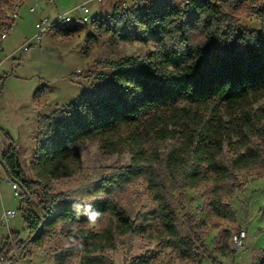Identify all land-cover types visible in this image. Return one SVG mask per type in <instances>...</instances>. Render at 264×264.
I'll return each mask as SVG.
<instances>
[{
	"label": "trees",
	"instance_id": "16d2710c",
	"mask_svg": "<svg viewBox=\"0 0 264 264\" xmlns=\"http://www.w3.org/2000/svg\"><path fill=\"white\" fill-rule=\"evenodd\" d=\"M259 1L162 0L154 5L132 0L122 12L116 6L100 33L129 44L153 43L154 51L146 58L98 63L107 72L96 77L98 88L39 118L34 180L25 179L8 138L0 165L21 191L30 235L42 246V235L61 225L73 243L49 254L54 264H114L111 253L123 246L129 256L137 237L191 260L204 243L188 218L191 235L185 234L183 192L208 184L213 215L235 221L227 199L243 188L241 174L264 172V105L251 110L264 96V4ZM248 3L260 20L259 31L239 26ZM11 6L10 0H0V31ZM58 32L67 36L71 29ZM210 104V117L197 110ZM7 136L0 128V137ZM86 142L112 155L128 153L129 165L84 174L79 148ZM226 143L234 147L232 157L224 151ZM78 176L70 191L49 189L52 181ZM140 179L155 211H137L113 199ZM88 225L99 228H84ZM14 240L11 235L1 249V264L14 262ZM26 244L16 242L17 255ZM151 263L149 257L130 261Z\"/></svg>",
	"mask_w": 264,
	"mask_h": 264
},
{
	"label": "rangeland",
	"instance_id": "374dc122",
	"mask_svg": "<svg viewBox=\"0 0 264 264\" xmlns=\"http://www.w3.org/2000/svg\"><path fill=\"white\" fill-rule=\"evenodd\" d=\"M11 8L6 9V17L1 27L10 20L16 6L20 10V18L15 20L8 39L4 42V51L0 54V128L7 133V138L0 137V153L9 148L12 141L14 151L23 170L25 179L34 180L31 164L35 161L37 150L38 123L41 116H49L59 107L67 105L87 92L99 87L96 77L102 71L101 64L124 57L146 58L155 49V44H129L112 35L100 33L99 26L113 13L121 0L91 1L88 8L97 16L98 23H76L68 28L67 36L60 35L58 29L49 31L43 41L33 46L28 52L20 53L18 49L33 34L34 24L45 15L55 11H66L73 3L84 0H59L56 9L49 6L45 11L31 13L29 7L32 0H10ZM129 5L132 0H125ZM151 4H159L162 0H147ZM219 2V0H217ZM264 4V0L259 1ZM42 5H49L39 3ZM253 5L245 4L238 16L239 26L249 31L260 30V20L252 12ZM77 21L82 13L79 10L71 13ZM66 28V27H65ZM61 28V29H65ZM38 92L40 94L37 98ZM254 101V98L251 99ZM213 105L199 107L197 110L211 116ZM264 105V96L260 95L253 103L251 110L256 112ZM183 106V105H182ZM225 124L229 118H224ZM236 141V140H234ZM232 145L225 144L224 151L228 157L233 156ZM79 152L83 162V173L93 169H113L127 166L130 162L128 153L123 156L112 155L101 151L95 143L86 142ZM80 176L70 180L52 181L49 189L54 193L72 190ZM243 188L233 197L227 199L235 213V221L217 218L210 210L212 186H203L199 190L183 192V206L180 207L181 219L186 235H191L188 219L203 240L191 260H184L171 249H160L155 244L149 245L143 238L133 241L131 254L120 246L118 251L111 253L114 264H130L132 259L149 257L151 264H264V172L248 175L241 174ZM12 182L0 165V219L7 210L16 211L14 221L5 226L0 224V251L7 244L10 236L17 241L27 242L22 255L14 254L12 264H54L49 254L62 250L73 243L63 234L61 225H56L45 232L42 246L36 243L27 230L24 222L26 207L23 197L15 198ZM122 205L137 211H155L156 204L151 199L148 186L143 179L126 187L113 198ZM188 218V219H187ZM242 227H247L249 241L242 248L231 243L233 235ZM72 227L71 229H74ZM86 229L97 230L99 225H88ZM14 234L17 237H14ZM40 237V236H39ZM11 242V243H12ZM40 243V242H39ZM200 246V245H199ZM15 247V246H14ZM42 250V252H40Z\"/></svg>",
	"mask_w": 264,
	"mask_h": 264
},
{
	"label": "built area",
	"instance_id": "2783aa9c",
	"mask_svg": "<svg viewBox=\"0 0 264 264\" xmlns=\"http://www.w3.org/2000/svg\"><path fill=\"white\" fill-rule=\"evenodd\" d=\"M33 4L29 7V11L31 13H37L39 8V3L43 4H49V5H56L59 0H32ZM91 1L101 2V0H89L84 3H80L78 6L74 7L73 9L67 10V11H57L55 15L53 16H42L40 17L37 22L34 24V33L31 34L29 37L26 38V40L23 42V44L18 49V52L20 53H26L28 52L33 46L39 45L45 35L54 29H61L65 27H69L76 23L86 24V23H95L97 21V16L91 14L88 3ZM134 1V0H133ZM135 1H142L145 2L146 0H135ZM118 9L119 11H125L128 10L130 5L125 0H121L118 3ZM79 10L82 13V16L79 20L74 21L72 19L71 13L73 11ZM20 18V10L19 7L16 6L13 10V14L10 17V20L5 23L2 27V30L0 31V54L3 52V44L8 39L9 33L13 28V23L15 20ZM12 189L15 198L20 197V191L18 190L17 184H12ZM263 194H264V188H263ZM17 213L13 210H7L3 213L0 224L2 225H9L10 222L14 221L16 218ZM249 241V235L247 227H242L239 229L232 237L231 243L235 247L242 248L245 244V242ZM11 246L14 248V243H11ZM4 260V256L0 252V264Z\"/></svg>",
	"mask_w": 264,
	"mask_h": 264
},
{
	"label": "crops",
	"instance_id": "0c3cea01",
	"mask_svg": "<svg viewBox=\"0 0 264 264\" xmlns=\"http://www.w3.org/2000/svg\"><path fill=\"white\" fill-rule=\"evenodd\" d=\"M87 1H89V0H84V1H82V2H80V3H84V2H87ZM80 3H73L74 5H73V7L72 8H70V9H73L74 7H76V6H78ZM49 6H51V7H54L55 9H56V6H57V4L56 5H42V9L40 8V10L39 11H41V12H43V11H45ZM70 9H68V10H70ZM67 11V10H66ZM56 12H57V10L55 11V13L54 14H52V15H48V16H53V15H55L56 14ZM46 16V15H45ZM3 51H4V49H3ZM15 246V245H14ZM12 249H13V252H15L14 254H17L16 253V250H15V247L13 248L12 247ZM40 252H42V250H40Z\"/></svg>",
	"mask_w": 264,
	"mask_h": 264
}]
</instances>
